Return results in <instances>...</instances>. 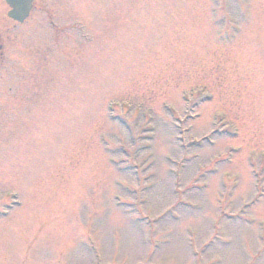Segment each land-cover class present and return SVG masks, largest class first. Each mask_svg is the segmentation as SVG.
I'll list each match as a JSON object with an SVG mask.
<instances>
[{"label": "rangeland", "instance_id": "rangeland-1", "mask_svg": "<svg viewBox=\"0 0 264 264\" xmlns=\"http://www.w3.org/2000/svg\"><path fill=\"white\" fill-rule=\"evenodd\" d=\"M68 3L1 63L0 264H264V0Z\"/></svg>", "mask_w": 264, "mask_h": 264}, {"label": "flooded vegetation", "instance_id": "flooded-vegetation-1", "mask_svg": "<svg viewBox=\"0 0 264 264\" xmlns=\"http://www.w3.org/2000/svg\"><path fill=\"white\" fill-rule=\"evenodd\" d=\"M47 2H49V5ZM68 2L69 0H33L28 17L21 22L10 17L12 9L7 0H0V67L2 61L5 60L4 54L10 34L18 32L21 28H26L30 22L34 21L33 19L38 20L41 17L40 22L45 21L47 24H50L55 34L67 32V30H59L56 23H54L57 16L54 6L59 5L60 9H62L68 6ZM35 13H37V17H33ZM44 17H46V20H44Z\"/></svg>", "mask_w": 264, "mask_h": 264}, {"label": "water", "instance_id": "water-1", "mask_svg": "<svg viewBox=\"0 0 264 264\" xmlns=\"http://www.w3.org/2000/svg\"><path fill=\"white\" fill-rule=\"evenodd\" d=\"M7 2L12 9L10 17L22 22L29 15L33 0H7Z\"/></svg>", "mask_w": 264, "mask_h": 264}]
</instances>
